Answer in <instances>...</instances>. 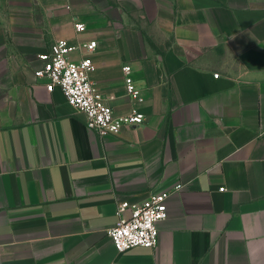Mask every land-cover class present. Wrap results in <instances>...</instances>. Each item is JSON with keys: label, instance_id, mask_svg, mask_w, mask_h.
<instances>
[{"label": "crops", "instance_id": "0c3cea01", "mask_svg": "<svg viewBox=\"0 0 264 264\" xmlns=\"http://www.w3.org/2000/svg\"><path fill=\"white\" fill-rule=\"evenodd\" d=\"M59 38L97 40L91 79L143 123L101 137L47 90ZM178 183L157 246L119 252L118 203ZM0 264H264V0H0Z\"/></svg>", "mask_w": 264, "mask_h": 264}, {"label": "built area", "instance_id": "2783aa9c", "mask_svg": "<svg viewBox=\"0 0 264 264\" xmlns=\"http://www.w3.org/2000/svg\"><path fill=\"white\" fill-rule=\"evenodd\" d=\"M75 28L81 32L87 29L83 22H76ZM97 46L96 39L80 45L71 43L66 38H59L49 51L40 54L43 65L35 71V75L45 82L47 90L53 91L59 87L67 101L85 113L87 127L105 137L118 134L127 126L143 123L145 113L132 108L128 113L118 115L107 103L90 77L96 67L92 55ZM81 47L85 50L84 55L80 59H73L71 54ZM123 71L127 93L135 100L142 101L141 91L131 75L132 67L125 65ZM182 186L178 183L172 190L154 192L142 202H119L116 209L118 221L108 231L115 248L123 252L135 246H157L159 223L169 216L167 199L173 190H180ZM220 190H224V187Z\"/></svg>", "mask_w": 264, "mask_h": 264}]
</instances>
